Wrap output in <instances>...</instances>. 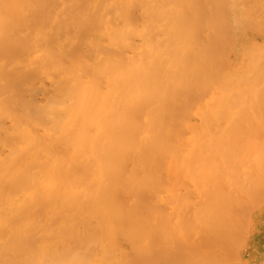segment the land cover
<instances>
[{"label":"bare ground","instance_id":"6f19581e","mask_svg":"<svg viewBox=\"0 0 264 264\" xmlns=\"http://www.w3.org/2000/svg\"><path fill=\"white\" fill-rule=\"evenodd\" d=\"M229 1L0 0V264L233 262L211 248L264 192V0Z\"/></svg>","mask_w":264,"mask_h":264},{"label":"rangeland","instance_id":"374dc122","mask_svg":"<svg viewBox=\"0 0 264 264\" xmlns=\"http://www.w3.org/2000/svg\"><path fill=\"white\" fill-rule=\"evenodd\" d=\"M229 1V0H228ZM243 1V2H242ZM229 2H231V3H236L237 4V2H238V0H233V1H229ZM239 2H240V5L242 6L243 5V3L245 2V0H239ZM239 2H238V4H239ZM231 3H230V5H231ZM235 4V5H236ZM246 3H244V5L243 6H245V7H241L240 5V11L239 10H237L238 12H239V15H240V18H244V14H245V11H246V5H245ZM234 5V4H233ZM237 6V5H236ZM235 6V8L236 9H238L239 7L237 6L236 7ZM264 135V134H263ZM263 147H264V137H263ZM263 187H264V185H263ZM264 189V188H263ZM264 191V190H263ZM261 195V198H262V200L264 201V192H260L259 193V196ZM258 199V201H260L261 199L258 197L257 198ZM257 199H255L254 201H256ZM262 200L260 201V206L258 205V207L256 206H254L253 204H248L250 207H251V205H252V207L250 208V209H248L249 211H250V213H249V211L247 210V212H245V213H247V215H248V217H247V215H246V217H247V219H246V217L245 218H242V221H243V219H246V221H244L245 222V224H246V226H248V227H245V229H247L246 230V233H244V235H240V236H243V237H240V239H239V241L241 242H239L238 243V241H237V243H234V241L232 242V246L234 245L236 248L238 247V249H236V248H234L233 250H231L230 248H227L226 246H229V247H232L231 245H228L223 239V241H224V244L226 243L227 245H224V247H226V250H227V252H226V250H221L220 248L221 247H219L218 249L217 248H215V247H213V248H211V250L213 249L214 251L216 250L217 252L216 253H219V254H221L222 256H223V258L225 259V262L227 261L228 262V259H230V260H233V262H234V264H241V261L242 262H244V263H242V264H253V263H258V264H263L264 263V253H263V258L261 257V255H260V253H261V249L260 248H262V246L255 240V238H254V236H255V233L256 232H259V231H261V230H263V233H264V204H261V202H262ZM246 201H248L249 202V200H245V202L244 203H246ZM253 200L251 201V202H253L254 204L256 203V202H258V201H256V202H254ZM250 202V203H251ZM264 203V202H263ZM243 204V203H242ZM245 205H247V204H243V208L244 209H246V206ZM255 205H257V204H255ZM241 207H242V205H240ZM254 206V207H253ZM248 208V207H247ZM254 208V209H253ZM243 209V210H244ZM239 211H242V208L240 209V207L235 211V213H234V215H235V217H236V219L238 218L239 219V217H237V216H241L242 214H243V212L245 211H243V212H239ZM262 211V212H261ZM242 213V214H241ZM241 214V215H240ZM244 216V215H243ZM235 217H232V219L231 220H233L234 221V219L233 218H235ZM241 219V218H240ZM249 220V221H248ZM236 221V220H235ZM237 221H240V220H237ZM248 223H249V225H248ZM237 224H239L238 222L236 223V224H234V222L232 223V225H230V227L229 226H227V227H224L223 228V232L225 233V230H227V229H229V228H231L233 225H237ZM237 226H239V225H237ZM242 226H244V223H242L241 224V227L240 228H242ZM234 227V226H233ZM236 228H238V227H236ZM250 230H249V229ZM239 230V229H238ZM228 232H231V231H235V228L234 229H230V231L229 230H227ZM227 231H226V233H227ZM242 231V230H241ZM244 231V230H243ZM242 231V232H243ZM240 232V231H239ZM219 234H222V231H221V233H219ZM234 234V232L233 233H231V236ZM245 234H247L246 236H245ZM223 235H225V234H222V236ZM227 235H230L229 233H227ZM235 235L236 234H234V237H235ZM222 236H219V238H221ZM231 236H227L228 237V239H230V237ZM234 237H233V240H234ZM245 237V239L244 240H242L243 238ZM219 238H218V240H219ZM223 238H226L225 236L223 237ZM232 238V237H231ZM231 240V239H230ZM238 240V239H237ZM242 240V241H241ZM227 241H229V240H227ZM220 242H221V239H220ZM223 243V242H222ZM243 243V244H242ZM222 244H220V246H221ZM263 245H264V241H263ZM218 246V245H217ZM223 246V245H222ZM240 247V248H239ZM245 247V248H244ZM223 248V247H222ZM264 248V247H263ZM228 249H230L231 251H228ZM242 249H243V252H242ZM210 250V251H211ZM241 251V253H240V251ZM233 252H236L235 253V255H237V253H238V257H240V258H238V257H236V256H234V253ZM210 253V252H209ZM225 253H227V254H231V256L233 255L234 257H235V259L233 258V256L232 257H230V255L228 256L227 254H225ZM248 253V254H247ZM213 255H214V252H213ZM216 255V254H215ZM221 255H217V256H221ZM216 256V257H217ZM250 256V257H249ZM237 258V259H236ZM220 259L222 260V258L220 257ZM260 259V260H259ZM236 260V261H235ZM259 261V262H258ZM217 262V264H218V261H216ZM220 262V261H219ZM222 262V261H221ZM230 262V261H229ZM233 262L231 263V264H233ZM238 262V263H237ZM247 262V263H246ZM249 262V263H248ZM224 263V262H223ZM223 263H221V264H223Z\"/></svg>","mask_w":264,"mask_h":264},{"label":"crops","instance_id":"0c3cea01","mask_svg":"<svg viewBox=\"0 0 264 264\" xmlns=\"http://www.w3.org/2000/svg\"><path fill=\"white\" fill-rule=\"evenodd\" d=\"M253 264H258V263H253Z\"/></svg>","mask_w":264,"mask_h":264}]
</instances>
